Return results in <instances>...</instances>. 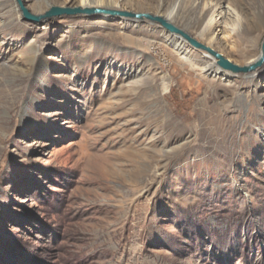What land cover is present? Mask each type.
I'll use <instances>...</instances> for the list:
<instances>
[{"label":"rangeland","instance_id":"1","mask_svg":"<svg viewBox=\"0 0 264 264\" xmlns=\"http://www.w3.org/2000/svg\"><path fill=\"white\" fill-rule=\"evenodd\" d=\"M25 1L35 14L80 2ZM92 4L174 6L234 63L261 54L264 0ZM122 21L35 24L0 0V264H264V64L231 83L158 24Z\"/></svg>","mask_w":264,"mask_h":264},{"label":"water","instance_id":"2","mask_svg":"<svg viewBox=\"0 0 264 264\" xmlns=\"http://www.w3.org/2000/svg\"><path fill=\"white\" fill-rule=\"evenodd\" d=\"M18 4L19 10L22 15V19L35 24H42L53 20L54 18H59L63 16L71 15H86L92 17V19H107V16L114 18L113 20L125 19L130 21H140V22H151L158 24L159 27L165 29L167 33H170L181 40L186 41L192 47L208 52L211 56L216 58L217 64L224 70L230 71L232 73H244L249 75L251 71L255 70L257 67L263 65L264 63V40L261 45V54L258 60L254 63L247 65H239L234 63L229 58H227L221 52L215 50L211 46H208L200 42L192 34L188 33L186 30L178 26L172 19L170 13L174 6L167 8V13L164 15L162 13H154L151 11H133L122 9L119 6H103V5H93L83 7L81 5L75 6H60V5H50L44 13L35 14L26 5L25 0H15ZM176 9V8H175ZM159 11H162L160 7ZM104 17V18H103Z\"/></svg>","mask_w":264,"mask_h":264},{"label":"bare ground","instance_id":"3","mask_svg":"<svg viewBox=\"0 0 264 264\" xmlns=\"http://www.w3.org/2000/svg\"><path fill=\"white\" fill-rule=\"evenodd\" d=\"M72 1H74V0H72ZM79 5H81L83 7L92 6V0H80ZM119 6H120V4H119ZM158 13L160 14L161 11H158ZM171 14L172 13H170V15ZM113 19L114 18L107 16V19H105V20L113 21ZM129 21L130 20L123 19V21L121 22V25L122 26H125L126 28L133 27L132 26L133 23L131 24V22H134V21H130V22ZM156 26H158V25H156ZM211 26L212 25H210L208 27H205L203 29L202 35L203 34H206L208 31H210ZM160 35H162V37L164 38V40L167 41L168 44L172 45L174 49H177L179 52L183 53L184 54L183 58L185 59V61L186 60H187L186 62L189 61V63L192 66H196L197 67V65L200 63V61H202L204 63L203 64V70H205L206 73L208 72L209 74H212L214 76L222 75L223 77H227V79L229 78L230 79L229 82H231V83H233L232 78H234V77H240V76L243 77V75H241V74L240 75H235L232 72H229V71H226V70L222 69L217 64L216 58H214L213 56H211L208 52H201L199 54L200 57H197V55H193V54H190L189 53V49L186 47V46H188V44L184 40H181V39H179L178 37H176V36H174L172 34L170 35V33H167L166 31L165 32H163V31L160 32ZM256 60H258L257 57L255 59H252L249 62V64L256 62ZM120 72H122V71H120V69H119V73ZM122 76H125V77L124 78L122 77L123 79H121V82L124 83V84H126V85H128L129 87H133V89H136V86H138L139 84L142 83V76L143 75H142V72H140V71H138L136 73L129 72V71L128 72H124ZM248 76L249 77H256V76L257 77H260L259 73H255V72L250 73V75H248ZM254 82H256V87H262V86H260L261 84H260V81L258 79L257 80H254ZM263 89L264 88L262 87V90Z\"/></svg>","mask_w":264,"mask_h":264}]
</instances>
